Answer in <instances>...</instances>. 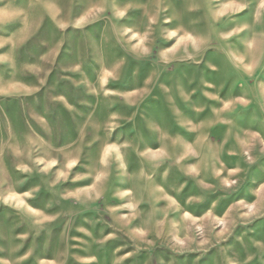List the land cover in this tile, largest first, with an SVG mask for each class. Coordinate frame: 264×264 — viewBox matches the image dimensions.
<instances>
[{"label": "rangeland", "instance_id": "rangeland-1", "mask_svg": "<svg viewBox=\"0 0 264 264\" xmlns=\"http://www.w3.org/2000/svg\"><path fill=\"white\" fill-rule=\"evenodd\" d=\"M0 264H264V0H0Z\"/></svg>", "mask_w": 264, "mask_h": 264}]
</instances>
